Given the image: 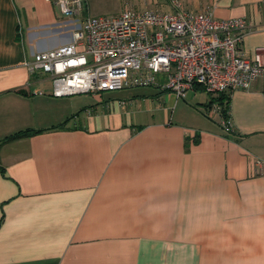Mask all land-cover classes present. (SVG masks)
I'll list each match as a JSON object with an SVG mask.
<instances>
[{"label": "crops", "instance_id": "1", "mask_svg": "<svg viewBox=\"0 0 264 264\" xmlns=\"http://www.w3.org/2000/svg\"><path fill=\"white\" fill-rule=\"evenodd\" d=\"M179 1L246 19L240 51L264 63V0ZM128 10L177 9L86 0L81 20ZM77 21L49 0H0V264H264V77L227 93L230 130L189 125L212 98L200 88L55 97L27 63L71 43Z\"/></svg>", "mask_w": 264, "mask_h": 264}, {"label": "built area", "instance_id": "2", "mask_svg": "<svg viewBox=\"0 0 264 264\" xmlns=\"http://www.w3.org/2000/svg\"><path fill=\"white\" fill-rule=\"evenodd\" d=\"M73 24L74 40L38 52L27 66L52 83L55 97L159 87L178 99L202 88L210 95L248 90L264 77V63L240 51L250 24L244 18L216 19L211 12L190 14L172 0L175 12L124 11L83 16L86 0H49ZM83 48V50H79ZM221 114L210 104L206 116ZM230 130V120L221 118Z\"/></svg>", "mask_w": 264, "mask_h": 264}, {"label": "rangeland", "instance_id": "3", "mask_svg": "<svg viewBox=\"0 0 264 264\" xmlns=\"http://www.w3.org/2000/svg\"><path fill=\"white\" fill-rule=\"evenodd\" d=\"M79 21L81 22L82 20H81V17L79 18ZM197 95H198V99L202 102V101H207V99H209V96H210V94H208L207 92H205V91H198L197 92ZM187 100V99H186ZM187 102V104H191V102L189 101V100H187L186 101ZM183 103H185L184 101H183ZM197 105V104H196ZM196 105H193L196 109H198V108H200V107H196ZM206 109H205V107H203V108H201V111H202V116H198L197 114H195V113H189V112H187V111H185V113H186V116H190V118L187 120V121H189L190 123H189V125H195L196 124V122L195 121H201L203 124H208V125H213V124H217L218 126H220V127H222L221 126V121H222V119H220V117H218V118H216V120H214V119H211L210 117H208V116H205V115H203V113H207V111H205ZM187 125H188V123H186Z\"/></svg>", "mask_w": 264, "mask_h": 264}, {"label": "trees", "instance_id": "4", "mask_svg": "<svg viewBox=\"0 0 264 264\" xmlns=\"http://www.w3.org/2000/svg\"><path fill=\"white\" fill-rule=\"evenodd\" d=\"M202 91H204L202 88H200ZM210 100V104L218 103V105L221 108V116L222 118H225L227 120H230V98L228 97L227 93H222L220 95L213 96ZM28 132L18 133L16 135L11 136L9 139H14L17 137L27 136Z\"/></svg>", "mask_w": 264, "mask_h": 264}]
</instances>
